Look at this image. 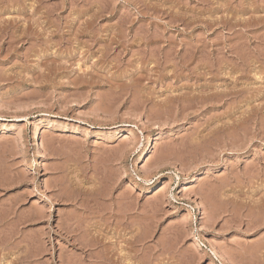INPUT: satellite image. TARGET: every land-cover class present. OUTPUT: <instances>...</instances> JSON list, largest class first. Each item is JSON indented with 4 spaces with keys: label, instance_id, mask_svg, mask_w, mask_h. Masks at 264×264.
Returning <instances> with one entry per match:
<instances>
[{
    "label": "rangeland",
    "instance_id": "rangeland-1",
    "mask_svg": "<svg viewBox=\"0 0 264 264\" xmlns=\"http://www.w3.org/2000/svg\"><path fill=\"white\" fill-rule=\"evenodd\" d=\"M0 264H264V0H0Z\"/></svg>",
    "mask_w": 264,
    "mask_h": 264
},
{
    "label": "bare ground",
    "instance_id": "bare-ground-1",
    "mask_svg": "<svg viewBox=\"0 0 264 264\" xmlns=\"http://www.w3.org/2000/svg\"><path fill=\"white\" fill-rule=\"evenodd\" d=\"M226 95V94H225ZM222 97V96H221ZM151 136H149L150 138ZM33 140H34V147L36 148V153H37V157L39 158H42V153H41V150H42V147L40 146V143H39V132L35 129V132L33 134ZM41 147V148H40ZM139 162V160H137V163ZM139 164V163H138ZM37 166V165H36ZM179 178V177H177ZM181 179V178H179Z\"/></svg>",
    "mask_w": 264,
    "mask_h": 264
}]
</instances>
